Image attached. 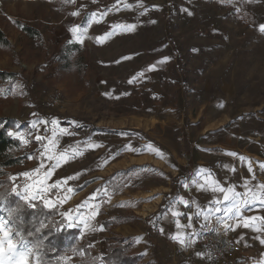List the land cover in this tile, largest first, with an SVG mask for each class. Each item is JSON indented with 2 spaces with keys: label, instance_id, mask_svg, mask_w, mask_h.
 Wrapping results in <instances>:
<instances>
[{
  "label": "rangeland",
  "instance_id": "1",
  "mask_svg": "<svg viewBox=\"0 0 264 264\" xmlns=\"http://www.w3.org/2000/svg\"><path fill=\"white\" fill-rule=\"evenodd\" d=\"M136 2L0 0V28L8 40L0 43V71L13 74L0 81V118L13 119L10 132L28 141L14 136L24 159L0 177V218L14 219L9 226L23 234L17 222L25 221L24 212H55L56 231L75 232L72 247L58 257L61 264H105L108 244L122 239L145 264H210L196 255L197 240L223 212L205 208L191 183L199 168L213 169V151L248 156L256 177L249 186L264 182V34L250 23L264 22V0L241 5L246 12L239 15L220 0H143V9L124 8ZM93 12L99 22L88 26L81 42L70 29L85 27ZM121 24L136 28L113 27ZM22 25L40 36H28ZM74 43L85 49L84 70L57 76L58 54ZM153 64L156 70L147 71ZM141 71L144 76L130 84ZM34 121L48 123L33 129ZM53 129L59 143L46 153ZM37 134L45 139L37 141ZM89 141L98 147H88ZM61 153L69 158L53 167L48 155ZM180 197L194 206L191 228L177 229V219L182 225L189 220L171 214L173 206L183 213ZM23 205L18 218L9 217ZM244 215L264 216V208L252 205ZM178 231L192 243L171 239ZM230 231L242 253L227 264H264V231Z\"/></svg>",
  "mask_w": 264,
  "mask_h": 264
},
{
  "label": "snow or ice",
  "instance_id": "2",
  "mask_svg": "<svg viewBox=\"0 0 264 264\" xmlns=\"http://www.w3.org/2000/svg\"><path fill=\"white\" fill-rule=\"evenodd\" d=\"M66 3H74L75 0H65ZM93 3L96 2V0H92ZM120 0H117V3H119ZM220 3L225 6H232L233 10L239 15L246 12V9L242 8L241 5L245 3H252V0H220ZM115 7V5H114ZM125 9L132 10L133 8H144L143 0H137L136 4L133 5L131 3H125L124 4ZM147 9H144L140 14L144 15ZM184 11H187L189 15L192 13L188 11L187 9H184ZM72 16H78V11H73L71 13ZM101 15H107V13H102ZM93 22H99L97 20V13L93 12L86 18L85 21V27L81 28L80 26H73L70 30L73 33L74 36L79 33L78 39H81L85 35V33L88 31V26H90ZM155 23V21H152ZM250 23L253 24V27L259 31L261 34H264V22L261 23H255L254 19L253 21H250ZM114 28L121 29L123 31H134L136 28L135 24H121V25H114ZM112 33H107L106 36H111ZM106 37H99L98 42H103V40ZM123 59H130V57H124ZM169 58L165 57L163 61H159L157 63H163L166 62ZM119 62V61H117ZM157 65L153 64L150 65L147 69V71H154L156 70ZM144 72L141 71L137 73L135 76L132 77L128 82L131 84L137 78L143 77ZM3 90L0 89V95H3ZM107 94V93H106ZM6 98V97H5ZM48 121H34L32 122V128H37L38 124H47ZM52 125H58V121L56 119H53L51 121ZM60 133L63 134H69L67 133L66 129H59ZM9 136H19L23 143L27 144L28 141L23 139V134L20 133H13L8 132ZM35 139L37 141H43L45 137H42L41 135L37 134L35 136ZM59 141L57 138V130L53 129L52 131V137L48 138V143L43 145L46 153H51L52 149L55 148L58 145ZM49 145H51V148H49ZM88 147L95 148L98 147V145H94L91 143V141L88 142ZM147 149H152L153 145L148 144L146 145ZM128 149L131 151H135V149H132L131 146H128ZM75 151V150H73ZM77 155H82V153L77 152ZM157 154H159V151L157 150ZM41 155H44V153H41ZM227 155L230 156H238L237 153L231 152L227 153ZM49 160H56V164L53 165V167L58 166L61 161H65L69 158L65 153H61L59 156H55L53 154H49L47 157ZM241 160H245V157H239ZM227 167V166H225ZM261 169H264V164L260 165ZM231 171L235 172L236 169L232 168ZM248 172L252 174V179L254 180L255 174L253 172L252 164L249 161L248 162ZM25 176L28 175L27 172L24 173ZM68 179H72V177H69ZM202 181V182H201ZM193 184H195L199 189L210 191L214 194V198L211 201V204L216 205L214 208L210 209L212 212H223V217H218L217 219L224 224V226L232 227L233 230H235L236 227H243V228H252L255 231H264V216H246L244 215V209L250 208L252 205L259 204L261 208H264V182H261L254 187H250L251 181H246L244 184L245 192L241 193L236 190V186L234 184H229L228 186H225L222 184L219 180L215 179L210 172H208L206 169H200L197 173V179L192 180ZM187 187V184L184 185ZM15 191V189L13 190ZM27 196L24 197L25 200H27ZM177 204H182L185 207L189 206V200L184 199L183 197H180L178 201H176ZM195 203V202H193ZM223 205V207H221ZM17 211V209H10L9 210V217L12 218L14 216V213ZM172 216L179 217L180 215H183V213L179 212L175 209V206H173V209L171 211ZM201 213H197L196 215H200ZM204 218L208 219V212L203 213ZM189 223L187 225H182L180 221L177 219L176 221V228L177 229H184V228H191L192 227V218L188 217ZM234 221L233 225H229L228 221ZM259 223H255V222ZM10 223H15V220L12 219L10 221H5L3 218H0V264H32V258H35L36 264H43L41 253L39 252L40 244L32 243L28 239L25 238V236L22 234L21 231L16 230L13 232L12 227L9 226ZM39 231V229H37ZM161 232H163V228L160 229ZM31 235V233H29ZM171 239L178 242L181 246H185L187 244H191V240H186L185 233L183 231H178L175 235L171 237ZM261 243L264 244V239H261ZM196 255L203 257V253H197Z\"/></svg>",
  "mask_w": 264,
  "mask_h": 264
},
{
  "label": "trees",
  "instance_id": "3",
  "mask_svg": "<svg viewBox=\"0 0 264 264\" xmlns=\"http://www.w3.org/2000/svg\"><path fill=\"white\" fill-rule=\"evenodd\" d=\"M21 30L30 37L40 36V32L31 26L22 25ZM0 43L2 45L7 44L8 40L6 34L0 28ZM84 47L79 43L68 45L64 48L56 58L57 64V76L73 74L76 71L80 72L84 70ZM5 71H0V81H5L6 78L12 77ZM15 121L10 118H0V177L6 175L7 169L17 166L24 158L20 155V142L14 136H9L10 132L15 127ZM7 200H10L7 198ZM25 208V206H18V210L14 213V218L20 216L19 211ZM186 209H190L186 208ZM42 212V216L40 215ZM26 215L24 222H17L20 230H23V235L26 236L31 242L39 243V252L42 256L43 264H61V260L58 257L64 252L69 250L73 245V239L70 235L75 236V232L72 230L56 231L55 225L58 223L55 221V212H46L38 210L30 214L24 212ZM42 217V222L37 223L31 220L30 217ZM184 219L186 217L184 216ZM30 222V223H29ZM104 224L108 222L103 221ZM122 222V220H120ZM29 223V224H28ZM45 223V225H43ZM117 224V223H114ZM22 225V227H21ZM39 229V231H37ZM31 233V235H29ZM109 241V240H108ZM132 243L122 240H114L107 246V255L104 258L105 264H145L142 262L138 254L134 251Z\"/></svg>",
  "mask_w": 264,
  "mask_h": 264
},
{
  "label": "built area",
  "instance_id": "4",
  "mask_svg": "<svg viewBox=\"0 0 264 264\" xmlns=\"http://www.w3.org/2000/svg\"><path fill=\"white\" fill-rule=\"evenodd\" d=\"M214 216L211 223L200 233L197 248L210 264H227L242 253L236 235ZM230 225V220L228 221Z\"/></svg>",
  "mask_w": 264,
  "mask_h": 264
},
{
  "label": "crops",
  "instance_id": "5",
  "mask_svg": "<svg viewBox=\"0 0 264 264\" xmlns=\"http://www.w3.org/2000/svg\"><path fill=\"white\" fill-rule=\"evenodd\" d=\"M85 50V49H84ZM211 153V152H210ZM212 158L214 159L213 161V169L209 170L206 169L208 172L212 174V176L219 180L222 184L225 186H228L229 184H234L236 186V190L243 193L244 192V184L246 181H251V183L254 181L252 179V174L248 172V162L252 159H250L248 156H246L245 160H242V166L238 164V157H229L228 156H220V152H212L210 154ZM243 161L245 168L243 169ZM227 166V167H225ZM202 168H208L205 166L200 167L199 169ZM235 168L236 171L233 172L230 169ZM241 178V179H240ZM250 183V184H251ZM200 196L202 199L206 200V207L205 208H214L216 205L211 204L212 199L214 198V194L210 191H205L198 189ZM190 209H186L189 208ZM193 207L191 204L188 207H185L183 205V215L180 217V219L184 222L188 220V214L194 212ZM223 207V205H221ZM193 214V213H192ZM184 216L186 219H184Z\"/></svg>",
  "mask_w": 264,
  "mask_h": 264
}]
</instances>
